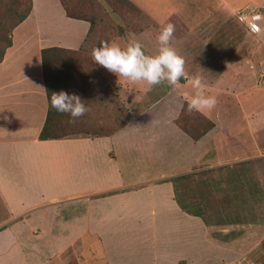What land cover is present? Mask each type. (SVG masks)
I'll return each instance as SVG.
<instances>
[{
  "label": "crops",
  "instance_id": "0c3cea01",
  "mask_svg": "<svg viewBox=\"0 0 264 264\" xmlns=\"http://www.w3.org/2000/svg\"><path fill=\"white\" fill-rule=\"evenodd\" d=\"M211 1L200 8L206 11L214 3L200 22L190 21L184 6L178 25L186 31L170 41L185 60L181 84L186 89L169 87L142 105L141 90L146 88L151 96L155 86L148 90L144 82L131 83L97 64L131 107L129 123L110 136L41 140L49 109L43 49H80L90 23L68 17L61 0H34L31 14L15 28L13 45L0 63V264H67L65 259L74 257L81 263L93 239L104 250L105 264H201L203 259L216 264L225 255H244L209 239L205 220L181 208L170 180L194 170L220 168L225 160L234 163L229 168L246 162L247 170L255 168L252 160H264L259 143L253 152L249 146L235 145L246 133L255 136L260 124L253 126L250 120L252 134L243 126L244 116L234 124V113L225 107L234 91L241 90L242 96L249 89L258 72L234 65L236 50L228 37L217 44L219 30H230L239 11L258 10L264 17V0ZM207 20L218 28L210 40L202 34ZM158 26H151L157 36L145 47L148 54L158 51ZM224 55L232 59L218 72L204 68V57ZM191 64L196 72L200 68V74H210V83H203L217 100L214 109L202 111L215 126L200 140L176 123L194 91L188 83ZM244 114L248 117L247 111ZM226 134L229 141L224 145L221 139ZM258 180L262 192H257L256 201H261L264 184Z\"/></svg>",
  "mask_w": 264,
  "mask_h": 264
},
{
  "label": "trees",
  "instance_id": "16d2710c",
  "mask_svg": "<svg viewBox=\"0 0 264 264\" xmlns=\"http://www.w3.org/2000/svg\"><path fill=\"white\" fill-rule=\"evenodd\" d=\"M61 3L68 17L88 21L90 29L80 49H43L42 62L49 109L39 137L41 140H50L110 136L129 123L132 113L98 72L92 55L87 51L90 53L102 40L111 41L121 35L124 25L131 31L141 32L155 21L130 0H61ZM33 5L34 0H0V63L13 45L15 28L29 17ZM107 8L119 17L116 27L121 34L114 32V27L106 29ZM60 90L80 95L89 111L73 121L69 114L51 108V95ZM176 123L195 140H200L215 126V122L202 111H189L188 100ZM246 165V162H242L232 168L226 167V174L221 173L219 178L214 179L206 177L207 172L203 170L170 178L174 183L178 204L184 211L205 220L209 239L243 253L252 243L257 242H261L264 250V226L243 212L252 206L248 194L262 192L259 183L249 176ZM251 225L260 227L256 232L253 231L254 235L251 231L247 232V226ZM244 238L250 243L243 241ZM72 259L71 264H80L77 257Z\"/></svg>",
  "mask_w": 264,
  "mask_h": 264
},
{
  "label": "rangeland",
  "instance_id": "374dc122",
  "mask_svg": "<svg viewBox=\"0 0 264 264\" xmlns=\"http://www.w3.org/2000/svg\"><path fill=\"white\" fill-rule=\"evenodd\" d=\"M132 1L137 7H139L143 13L145 14H149V16L155 21L154 24L152 25H159L158 27L161 30V26L166 24V23H172L175 25V31L173 33V35L175 37H179L180 35H183L184 32L186 31V27L184 26H179L178 24H180L179 20H180V16H181V12L184 9V6L187 7V10L185 11L187 15H191L190 21H197L200 22V20H203L202 18V14H207V13H211L212 9L210 8V6L213 7L214 3H212L211 5H208L207 7V12L204 10H201L200 8L203 9L204 4H210V2H213L211 0H130ZM108 11V16L105 18L107 19L106 21V29L111 30V28H116L114 30V32L118 33V29L116 27V23L117 20L119 21V17L114 15L113 13H111V11L107 8ZM262 12L264 13V11L262 10ZM179 16V17H178ZM237 17V16H236ZM264 20V17H263ZM157 21H160V23H158ZM238 18H236V20L233 22V24L231 23V29L227 31V29L225 27H223V30H219L218 34L220 37V41L217 43H221L223 41H226L224 38L228 37L227 41L229 45H232V47H235L236 53L233 56L234 58V65L237 67H241L243 69H245L246 67L251 70V71H255L258 72V77H260L261 74H263V78L260 77V79L257 77V79L255 78L254 81L250 80L248 85H249V89H247L246 91L242 92V96L240 95V91H234L233 95L231 94L232 98L228 101L227 108H230L232 110V112L234 113L233 118L234 119V124H237V122L239 121L241 123L242 121V116H244V123L243 126L247 129V127H250V131L252 133V129H251V124H250V120L252 125L254 126L255 123H259L260 124V131H258V129H255V136H248L247 133L245 135V137H243V142L241 141H236L235 145L239 146L240 148L242 147V145L246 146V149H249L253 152L254 148H256V146L258 145V143L261 145V147H264V86H262V81H264V30L259 32V33H252L250 32L247 27L244 24H241L240 22H238ZM212 22V21H211ZM211 22L209 20H207V22H205L203 28V32L202 34H206L208 38V40H210V38L214 37L213 35L217 33V26H213V25H209L211 24ZM237 24H239L237 26ZM150 25L149 27L145 28V30H141V32H134L131 31L130 29L126 28L124 25V29L122 30V34L119 32L118 34H121L119 36H117L116 38H114L113 40H111V42H115L121 46H125L130 40L135 39L137 41H139L141 43V45L143 46V48L147 50V44L148 42L151 41V38L154 39V36H157V33H155L156 29L151 28ZM225 32L227 34H225ZM229 32H231V34H229ZM145 50V51H146ZM90 53L87 51L88 54L91 55ZM231 60L232 57H226V55L220 57L219 59H214L212 58H208V57H204L203 60L205 62L204 68L207 70H211L213 73L218 72L219 70H221L222 66H225L226 60ZM216 60H218L216 62ZM192 65V64H191ZM194 65H192V68L190 69L191 71L189 72V77H192L196 74H200L199 71L203 70L198 68V72H196V69L194 68ZM222 65V66H221ZM97 67V64H96ZM98 69V67H97ZM98 72L104 77V75L102 74V72L98 69ZM203 77L204 83L206 81V83H210L208 77L209 75H204V74H200ZM105 78V77H104ZM106 79V78H105ZM191 79L188 80V83L190 81L191 83ZM182 80H184V77L181 78L180 82H179V88L180 89H186L187 87H184L181 82ZM261 81V82H259ZM209 85V84H208ZM174 88V86L169 85L167 82H162L159 85H156L155 88L153 89L151 96L148 94V96L145 93V89H142L140 92V96L144 97V101L142 103V105L146 104V102L150 101L151 98L153 97V95L156 92L159 91H164L167 88ZM206 88V87H205ZM115 91L117 92V94H119L118 90L115 89ZM180 91V90H179ZM207 92H211V90H209L208 88H206ZM193 92V91H192ZM213 94L215 95L216 93L214 91H212ZM184 93V92H183ZM240 93V94H239ZM120 97V95H119ZM121 99V98H120ZM122 100V99H121ZM225 100V99H224ZM123 101V100H122ZM126 106L128 107V109L131 112V107L127 105V103L125 101H123ZM142 105H140L139 108L142 107ZM244 111H247L248 113V118L245 114ZM256 111L260 112L258 114H256ZM254 117V119H253ZM256 117V118H255ZM261 119H263L262 123L259 121ZM257 123V124H258ZM260 132V133H259ZM253 134V133H252ZM229 138L228 135L226 134V137L224 139H221V143H223L224 141H227ZM229 141V140H228ZM227 141V143H228ZM226 144V142H224V145ZM232 145H228L229 150L231 152V147ZM224 150V147L222 148ZM220 149V150H222ZM224 151H227L224 150ZM212 157V154L210 155ZM253 161V166L255 167L254 169H252L249 166L248 169V174L249 176L254 180L257 181L260 184V181L258 179H261L263 184H264V160L260 159V160H252ZM226 162H230L225 160L223 162L222 167L220 168H212L211 170L213 171H208V169H203V171H206V177H211L212 179H214V177H218L219 175L222 173L223 175L226 174V166L228 165H232L234 163H230L227 164ZM225 164V165H224ZM200 170V169H199ZM221 179V178H220ZM221 182L225 185V183L221 180ZM193 194L191 193V196ZM259 194L257 193V191L255 192V194L250 195L248 194V199L250 198V202L252 204L251 209H253V213H255L257 215L258 221L259 223L264 222V199L261 201H256V199L258 198ZM247 216H251L252 210L250 209H244V211ZM254 218V217H252ZM260 228L257 227L256 225H251V226H247V232L251 231V234L254 235L255 233L253 232L256 229ZM239 241H242L240 238L238 239ZM246 238H244L243 241H245ZM238 241V242H239ZM247 243L249 244L250 241L246 240ZM261 242H257V243H252L249 247L248 250L244 253V255L240 256L238 253H236L234 255L235 258L233 257H228L227 255L220 257L219 261L216 262V264H264V250L261 247ZM81 252V251H80ZM76 255L79 254V250L77 249V251L75 252ZM84 256H85V260L82 259V257L80 258L81 263L80 264H86V261L88 264H105V255H104V250L102 248V246H100L99 242H96L95 239H93L91 241V245L88 247V249L84 252ZM238 256V257H237ZM4 259L6 260V255L4 256ZM67 262L66 259L63 263H67V264H71L73 259H69L67 258ZM220 259H222L220 261ZM215 261H210L207 259H203V262L201 264H214Z\"/></svg>",
  "mask_w": 264,
  "mask_h": 264
},
{
  "label": "clouds",
  "instance_id": "9594fccd",
  "mask_svg": "<svg viewBox=\"0 0 264 264\" xmlns=\"http://www.w3.org/2000/svg\"><path fill=\"white\" fill-rule=\"evenodd\" d=\"M174 31L175 25L172 23L161 26L157 37L159 48L156 54H148L135 39L130 40L125 46L102 40L99 46L92 48V59L118 78L122 77L134 84L144 82L148 90L162 82L179 86L181 78L186 74L185 60L170 45ZM191 87L194 91L188 96L189 111L215 108L216 97L207 93L202 75L196 74L192 77ZM50 106L59 113L69 114L73 121L89 111L88 105L80 95L65 90L52 93Z\"/></svg>",
  "mask_w": 264,
  "mask_h": 264
},
{
  "label": "built area",
  "instance_id": "2783aa9c",
  "mask_svg": "<svg viewBox=\"0 0 264 264\" xmlns=\"http://www.w3.org/2000/svg\"><path fill=\"white\" fill-rule=\"evenodd\" d=\"M237 18L250 32L259 33L261 31L263 14L260 11L252 9L242 10L237 13Z\"/></svg>",
  "mask_w": 264,
  "mask_h": 264
}]
</instances>
